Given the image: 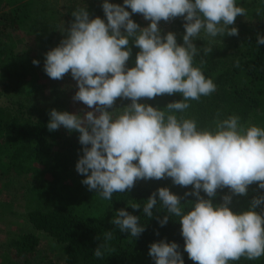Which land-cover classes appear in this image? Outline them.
I'll list each match as a JSON object with an SVG mask.
<instances>
[{
  "label": "clouds",
  "instance_id": "9594fccd",
  "mask_svg": "<svg viewBox=\"0 0 264 264\" xmlns=\"http://www.w3.org/2000/svg\"><path fill=\"white\" fill-rule=\"evenodd\" d=\"M102 10L106 22L100 17L90 19L84 7L74 10L65 38L45 54L44 62L51 79L70 73L78 87L73 100L92 109L83 114L52 109L47 123L50 132L62 126L80 134L83 155L75 167L85 177L81 183L109 201L141 179L167 177L175 185L193 186L184 196L196 199L184 204L168 187L158 188L143 204L144 216L152 218L155 207L167 213L157 218L161 226L169 216L178 218L183 251L195 264L261 258L264 194L254 196L241 211H233L230 205L233 197L247 196L254 183L264 190V127L244 124L235 114L221 118L218 112L214 127L199 128L196 119L183 115L191 107L189 101L199 102L216 91L213 79L202 70L205 61L194 65L201 48L193 41L238 35V29L229 26L247 10L237 0H123V6L104 0ZM132 14H141L150 23L141 27ZM178 17L185 21L182 44L174 32L162 34L159 27L161 21ZM130 44L139 49L133 67L127 66ZM257 44L264 45V35H257ZM202 50L204 55L212 51ZM165 94H180L182 99L169 102L163 110L139 102ZM118 98L131 102L114 108ZM225 188L228 194L214 203L218 190ZM129 206L141 207L139 203ZM139 220L121 208L110 223L137 238L145 231ZM112 239L113 231H105L94 257L103 259ZM179 247L160 240L151 243L149 255L154 264H184Z\"/></svg>",
  "mask_w": 264,
  "mask_h": 264
},
{
  "label": "trees",
  "instance_id": "16d2710c",
  "mask_svg": "<svg viewBox=\"0 0 264 264\" xmlns=\"http://www.w3.org/2000/svg\"><path fill=\"white\" fill-rule=\"evenodd\" d=\"M237 5L247 11L260 9L261 14L256 15L252 25L238 30L231 49L229 45L209 46L207 39L193 41L201 48L200 55L194 58V65H199L203 59L205 76L216 84L214 93L201 97L199 102L189 101L191 107L183 113L196 119L199 128L214 127L213 120L218 112L221 118L235 114L244 124L251 122L264 127V45L257 44V35H264V0H237ZM7 6V0H0V34L3 36L0 40V178L24 173L35 176L28 188L33 206L26 212L31 228L14 234L9 242L16 255L32 256L40 243L41 231L63 246L67 264H154L149 248L151 243L160 240L176 242L184 264H195L183 251L184 239L178 218L169 216L167 224L161 226L157 218L162 219L167 215L166 211H157L154 207L152 218L143 214V204L158 188L168 187L182 198L184 204L196 199L195 196H184L193 186L175 185L167 177L149 179L145 183L137 180L130 191L114 193L109 201L81 183L85 177L75 167L83 155L84 146L78 139L80 134L62 126L51 132L47 128L52 109L77 114V104H70L68 96H63V90L58 86L51 89L42 84L37 87L38 84L31 81V69L22 66L17 56L15 37V31L30 13L25 7L13 10ZM243 16H237L235 23L243 26ZM179 22L185 21L179 18ZM184 32L175 33L178 43H183ZM130 47L132 54L127 66L133 67L139 49L134 44ZM205 47L212 49L207 55L202 50ZM218 47H222L223 52ZM180 99V94H165L147 99V104L163 110L169 102ZM130 102L121 100V105H114V108H122ZM228 192L227 188L218 190L213 202L221 203V196ZM261 194L264 190L254 183L249 186L247 196L233 197L230 207L233 211L244 210L254 196ZM201 195L208 198L203 191ZM131 203H139L141 207L132 209ZM121 208L140 217L139 223L144 225L145 231L139 237L132 238L110 223ZM105 231H113V239L108 242L103 259H97L93 252L103 243ZM13 262L7 253L0 254V264ZM230 264H264V256L251 261L242 257Z\"/></svg>",
  "mask_w": 264,
  "mask_h": 264
},
{
  "label": "rangeland",
  "instance_id": "374dc122",
  "mask_svg": "<svg viewBox=\"0 0 264 264\" xmlns=\"http://www.w3.org/2000/svg\"><path fill=\"white\" fill-rule=\"evenodd\" d=\"M103 2L104 0H7V9L17 10L20 7H25L30 13V17L26 21L24 20L21 27L15 31V37L18 42L17 56H19L22 66L31 69V81L33 79L34 84H38L37 87L42 84L48 85L51 89L54 85L58 86L61 91L63 90V96H68L70 104H77L79 114L92 109L82 102L73 100L75 92L78 91L77 82L70 73L59 80L51 79L44 71L45 54L58 46L60 41L65 38L66 30L74 20L72 12L77 8H86L90 19L100 17L106 22L102 10ZM108 2L123 6V0H108ZM126 10L131 12L130 8H126ZM256 15V9L249 10L247 15L243 16V26L234 23L229 27L237 25L240 30L244 26H250ZM131 18L141 27H146L150 23L141 14H132ZM179 18L183 19L178 17L168 22L161 21L159 27L162 34L169 31L183 32L185 30L184 23H180ZM233 37L225 34L213 40H207V42L209 46L229 45L231 49L235 42ZM1 39L3 36L0 34ZM217 49L223 52L222 47ZM34 60L39 61V64H33ZM140 103H147V98L142 99ZM116 105H121V99H117ZM34 178V174L25 173L10 178H0V254L10 255L14 260L12 264H67L63 246L44 232H39L40 243L35 253L27 258L17 256L9 243L14 234L31 228L26 212L33 206L31 191L28 188L33 184ZM148 180L141 179L143 183Z\"/></svg>",
  "mask_w": 264,
  "mask_h": 264
}]
</instances>
